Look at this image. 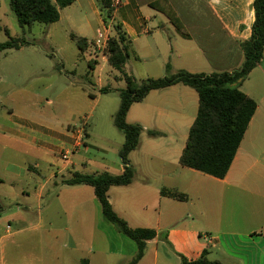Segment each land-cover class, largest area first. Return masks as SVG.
Returning a JSON list of instances; mask_svg holds the SVG:
<instances>
[{"label":"rangeland","instance_id":"obj_1","mask_svg":"<svg viewBox=\"0 0 264 264\" xmlns=\"http://www.w3.org/2000/svg\"><path fill=\"white\" fill-rule=\"evenodd\" d=\"M140 7L143 12L148 8L145 5ZM63 15L62 21L52 24L37 22L24 31L10 0H0V42L9 39V35L25 36L32 42L0 54V246L5 243V264H41L45 259L49 264H77L84 254L76 249L78 245L94 250L91 255L93 264H129L137 253V243L105 219L92 186L85 185L81 191L70 187L59 191L52 182L39 205L38 188L65 163L72 161L69 169L90 175L105 171L120 174L123 171L120 150L125 135L114 123V115L121 102L119 92L126 87L123 72L100 56L107 50L95 49L92 45L90 51L82 53L72 36L77 34L91 41L101 22L110 24L109 11L97 0L94 3L78 0L63 9ZM91 57L99 59L94 70L89 66ZM156 63L149 61L146 65L133 55L125 70L138 80L165 76V69L155 66ZM262 63L264 70V59ZM150 65L151 69L147 67ZM253 76L252 80L256 75ZM105 86L110 88L107 93L101 91ZM148 129L141 134L142 147L169 150L172 155L184 147L189 133L186 126H181L180 136L170 138L151 136ZM79 130L83 131L84 143L76 147L72 135ZM247 150L248 147L243 146L237 163L239 168L245 164ZM66 151H70L69 161L63 157ZM248 180L264 182V170L260 173L251 171ZM49 188L52 190L47 194ZM53 191L56 199L49 212L55 213V209L64 207L66 213L56 218L61 224L75 223L76 218L80 221L77 231L73 225L74 235L70 238L66 259L63 253L60 259L56 244L51 243L50 249L46 250L41 238L32 236L30 231L1 239L7 233L8 225L11 224L9 227L14 231L24 224L17 221L14 214H27L26 205L38 213ZM58 191L60 195H56ZM138 192L115 186L111 191V201L132 226H154L157 211L152 202L157 191L150 187L145 198ZM79 199H83L84 204L75 212L73 207ZM147 201L149 206L145 207ZM17 205L19 209H16ZM33 212L28 214L30 222L36 219ZM15 244L19 246L15 247ZM167 261L174 262L175 257H166L161 250L157 264ZM143 264H155L151 247L147 248Z\"/></svg>","mask_w":264,"mask_h":264},{"label":"crops","instance_id":"obj_2","mask_svg":"<svg viewBox=\"0 0 264 264\" xmlns=\"http://www.w3.org/2000/svg\"><path fill=\"white\" fill-rule=\"evenodd\" d=\"M90 1L94 3V0ZM97 1L105 7L103 0ZM153 1L155 0H122L121 5L114 11V17L123 24L132 41L134 56L141 62L148 65L149 61H156L154 65L164 68L166 75L180 69L193 73L232 71L242 65L244 51L240 42L252 35L255 21L254 0H195L198 4L195 2L193 4V0H169L188 31L186 35L163 12L150 5ZM141 5L148 7L145 12L142 11ZM196 5L198 6L195 7ZM63 9L58 21L64 19ZM105 25L107 23L101 22L92 42L96 39L98 30ZM108 25H111L112 36L114 33L112 24ZM100 56L108 60L107 53ZM169 63L172 66L171 73L166 70ZM226 63L228 65H224ZM262 66L263 63L255 67L240 86L241 90L257 101L258 107L225 178H217L182 166L180 156L187 142L178 153L172 155L169 150L143 148L141 140L140 146L130 153L131 163L136 168L135 179L132 184L119 187L139 191L144 198L150 187L157 191L153 195L156 199L152 202L153 206H156L154 209L157 211V218L156 224L151 227L160 235L148 241V247L154 250L155 264L159 261L161 250L165 252L166 257H175L174 262L167 261L163 264H182L183 257L195 260L206 250L209 259L219 260L224 264H264V182L248 180L251 171L260 173L264 170ZM147 67L151 69L152 65ZM253 75L256 76L252 80ZM198 110L197 90L186 84L177 83L151 90L142 101L131 106L127 120L131 123H140L144 130L155 128L154 130L164 133L162 136L175 138L177 135L180 136L181 126H186L190 133ZM81 131H75L72 135L74 144L77 143ZM183 134L186 136L187 133ZM245 145L248 147L245 164L239 168L237 163ZM70 165L72 161L65 163L59 171L51 173L48 181L38 188L39 205L48 185L53 182L57 186L56 175L67 172ZM57 187L59 191L66 187L75 191L85 189V185ZM113 187L109 190L110 200ZM164 188L177 190L187 195V198L164 196L161 193ZM50 190L52 189L49 188L47 194ZM59 191L56 195H60ZM54 194L53 191L49 201L45 200V207L38 209V213H34V209L26 205L24 209L27 214H14L17 221L24 224L19 225L14 231L9 227L11 224L8 225L7 233L1 239L30 231L32 236L41 238L46 250L51 243L56 244L60 259L62 253L66 259V251L69 249V243L71 244L70 238L74 235L73 225L77 231L80 221L76 218L75 223L61 224L56 218L61 213H66L64 207L55 209V213L49 212L48 209L56 199L53 198ZM83 204V199L75 201L73 210L77 212ZM144 204L145 207L149 206L148 201ZM113 205L119 214L125 216L115 203ZM19 207L17 205L16 209ZM32 212L36 219H31L30 222L28 214ZM18 246L15 244V247ZM84 248L81 245L76 247L78 251L84 253L79 257L77 264H93L91 255L94 250L91 247L88 249V246ZM11 251L13 253V249ZM6 252L3 242L0 246V264L6 263ZM145 257L146 254L138 264H143ZM41 264L49 263L45 259Z\"/></svg>","mask_w":264,"mask_h":264},{"label":"trees","instance_id":"obj_3","mask_svg":"<svg viewBox=\"0 0 264 264\" xmlns=\"http://www.w3.org/2000/svg\"><path fill=\"white\" fill-rule=\"evenodd\" d=\"M76 0H10V5L17 16L19 24L26 31L34 23L52 24L61 17V9L72 5ZM109 11L113 35L110 37L106 51L109 64L123 72L126 87L120 89V106L114 115L116 127L125 135V141L120 150L123 171L112 174L108 171L98 174H84L68 169L64 174H57L55 184L59 185H90L94 188L95 196L102 207L106 220L117 225L120 231L137 243V253L129 264H138L145 256L148 241L160 234L152 227L132 226L114 208L110 200L109 190L113 186H127L133 183L136 168L131 163L130 153L141 143V134L144 126L140 123H131L127 120L131 106L142 101L151 90L162 89L177 83L193 87L199 94V110L191 126L186 146L180 156V164L202 173L225 178L231 169L250 122L257 110V101L241 90L242 82L251 71L262 63L264 59V0H254L255 21L252 35L249 39L241 40L244 51L242 65L232 71L193 73L180 69L171 73L172 66L167 65V74L159 78L138 80L134 75L127 73L125 67L129 59L135 54L132 41L124 29L123 24L114 17L115 9L111 0H103ZM150 5L163 12L170 21L183 33L188 31L179 14L169 0H155ZM7 34H10L8 30ZM77 40L82 53L91 50L93 42L87 37L72 35ZM32 44L25 36L13 37L0 42V54L9 49H19ZM99 60L92 58L89 62L90 70H94ZM242 79L240 82L239 80ZM101 91L107 93L110 88L105 86ZM149 135L162 136L159 130L149 129ZM1 180V178H0ZM164 196L185 199L187 195L177 190L162 189ZM182 264H224L219 260L207 257V250L195 260L182 258Z\"/></svg>","mask_w":264,"mask_h":264},{"label":"built area","instance_id":"obj_4","mask_svg":"<svg viewBox=\"0 0 264 264\" xmlns=\"http://www.w3.org/2000/svg\"><path fill=\"white\" fill-rule=\"evenodd\" d=\"M112 1V7L114 9H117L121 3L122 0H111ZM111 37V25H105L103 28L99 29L97 32V37L93 41V46L95 49L99 50H107L109 45V40ZM82 143H84V134L83 131L80 132L79 138L75 146H81ZM63 157L69 161L70 159V151H66L63 154Z\"/></svg>","mask_w":264,"mask_h":264},{"label":"water","instance_id":"obj_5","mask_svg":"<svg viewBox=\"0 0 264 264\" xmlns=\"http://www.w3.org/2000/svg\"><path fill=\"white\" fill-rule=\"evenodd\" d=\"M242 79L239 80V82L241 81Z\"/></svg>","mask_w":264,"mask_h":264}]
</instances>
